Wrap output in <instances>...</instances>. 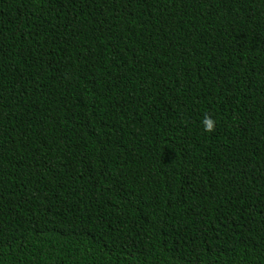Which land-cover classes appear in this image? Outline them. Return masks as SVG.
<instances>
[{"label": "trees", "instance_id": "1", "mask_svg": "<svg viewBox=\"0 0 264 264\" xmlns=\"http://www.w3.org/2000/svg\"><path fill=\"white\" fill-rule=\"evenodd\" d=\"M0 264H264V0H0Z\"/></svg>", "mask_w": 264, "mask_h": 264}, {"label": "clouds", "instance_id": "2", "mask_svg": "<svg viewBox=\"0 0 264 264\" xmlns=\"http://www.w3.org/2000/svg\"><path fill=\"white\" fill-rule=\"evenodd\" d=\"M202 124L206 132L212 133L215 131L216 121L211 116L206 115L202 120Z\"/></svg>", "mask_w": 264, "mask_h": 264}]
</instances>
